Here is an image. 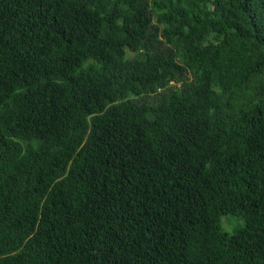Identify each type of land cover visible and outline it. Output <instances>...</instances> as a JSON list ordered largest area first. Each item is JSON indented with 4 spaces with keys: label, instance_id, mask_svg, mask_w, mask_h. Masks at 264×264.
<instances>
[{
    "label": "trees",
    "instance_id": "trees-1",
    "mask_svg": "<svg viewBox=\"0 0 264 264\" xmlns=\"http://www.w3.org/2000/svg\"><path fill=\"white\" fill-rule=\"evenodd\" d=\"M0 264H264V0H0Z\"/></svg>",
    "mask_w": 264,
    "mask_h": 264
},
{
    "label": "rangeland",
    "instance_id": "rangeland-1",
    "mask_svg": "<svg viewBox=\"0 0 264 264\" xmlns=\"http://www.w3.org/2000/svg\"><path fill=\"white\" fill-rule=\"evenodd\" d=\"M244 222L235 216H226L222 220V227L224 231L228 232L229 234H233L234 231L243 226Z\"/></svg>",
    "mask_w": 264,
    "mask_h": 264
}]
</instances>
